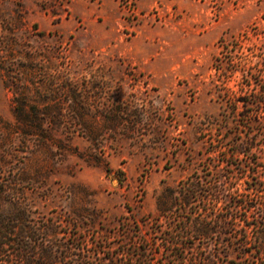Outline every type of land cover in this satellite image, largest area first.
Masks as SVG:
<instances>
[{"label": "rangeland", "instance_id": "obj_1", "mask_svg": "<svg viewBox=\"0 0 264 264\" xmlns=\"http://www.w3.org/2000/svg\"><path fill=\"white\" fill-rule=\"evenodd\" d=\"M125 2L134 25L201 16L221 33L172 82L154 81L98 50L106 2L0 0V232L30 235L29 264L81 260L59 246L44 257L40 242H74L91 264L143 252L146 264H264V0L133 1L135 13ZM189 176L224 187L223 201L184 206ZM4 246L0 264H22L19 245Z\"/></svg>", "mask_w": 264, "mask_h": 264}, {"label": "crops", "instance_id": "obj_2", "mask_svg": "<svg viewBox=\"0 0 264 264\" xmlns=\"http://www.w3.org/2000/svg\"><path fill=\"white\" fill-rule=\"evenodd\" d=\"M101 1L106 2L101 13L109 20L108 27L100 23L94 27L93 39L103 42L98 50L114 49L119 55L133 60L142 71L151 73L154 81L159 80L161 74H166V80L172 82L174 65L179 60H202L203 52L214 46L216 37L221 33L217 30L213 36L209 30L205 31L206 21L201 16L190 28L187 22L178 25L169 16L165 17L162 25H134L119 17L118 0ZM129 1H134L140 10L149 9L156 3L165 6L166 3V0ZM213 52L212 58L216 56L215 49ZM165 61L166 65L162 67Z\"/></svg>", "mask_w": 264, "mask_h": 264}, {"label": "trees", "instance_id": "obj_3", "mask_svg": "<svg viewBox=\"0 0 264 264\" xmlns=\"http://www.w3.org/2000/svg\"><path fill=\"white\" fill-rule=\"evenodd\" d=\"M222 42V41H221ZM223 52V50H221V53ZM214 62L216 63L218 60H220L219 56L216 55L213 58ZM243 104H246V100H242ZM245 146L248 145V143L244 144ZM105 171L107 173L111 172V169L109 168V166H105ZM119 171V170H116ZM191 176H189L186 180L181 181V185L179 187V191H180V198L179 201L184 205H188L190 203H192L194 201V199H201L202 201L204 200H208L209 198H214V200H216V202H220L223 201V196H225V189L224 187H218L216 185H212L209 189H204L202 187V183L200 182V177L196 176L195 178H190ZM216 183V181H215ZM226 201V200H224ZM250 207V206H247ZM223 218H227L226 216ZM222 219V217H221ZM206 217L205 215L202 217L197 218V220L194 222L195 223V234L199 235V236H204L207 233V229L205 227V221ZM1 222V220H0ZM247 225H250L247 224ZM14 227V226H13ZM0 228H2L5 232L6 229H4L1 226L0 223ZM8 233V232H6ZM5 237V238H4ZM7 239V236H5L3 234V232H0V250L2 251L4 249V245H19V248H17V254L16 256H18L20 258V261H22V264H29L32 260V255L29 251V243L31 241L30 235H28L27 233H25V235H23L22 238L19 239V241L15 242V240L9 239V240H5ZM27 247V249H24L23 247ZM39 246L41 247V249L43 250V255L44 257H55L53 255V248L55 247H62L63 249H65L66 254L67 255H77L80 256V262L79 264H91V262L89 261L90 257L88 256H84V255H80L78 253L75 252L76 249H80L78 246H76L74 244V242H63L62 244H56L55 242H40ZM109 260V262L111 264H120L118 263V259L116 258H107ZM133 260V259H132ZM136 262V264H146L148 260L147 256L143 253H139L136 258L134 259Z\"/></svg>", "mask_w": 264, "mask_h": 264}, {"label": "built area", "instance_id": "obj_4", "mask_svg": "<svg viewBox=\"0 0 264 264\" xmlns=\"http://www.w3.org/2000/svg\"><path fill=\"white\" fill-rule=\"evenodd\" d=\"M126 9L131 13H135V5L132 1L126 0L125 2Z\"/></svg>", "mask_w": 264, "mask_h": 264}]
</instances>
